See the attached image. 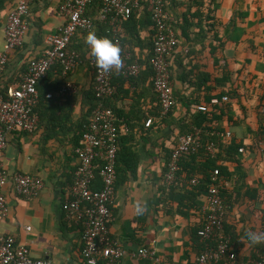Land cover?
Listing matches in <instances>:
<instances>
[{"label":"crops","instance_id":"obj_1","mask_svg":"<svg viewBox=\"0 0 264 264\" xmlns=\"http://www.w3.org/2000/svg\"><path fill=\"white\" fill-rule=\"evenodd\" d=\"M17 1L0 0V54L3 29ZM61 2L29 3L28 30L0 77V96L19 86L28 64L44 56L50 39L65 25L58 10ZM177 2L178 7L170 6L177 38L169 59L174 96L170 116L158 117L153 71L146 60L153 32L148 19L138 30L142 47L130 50L141 67L138 76L121 83L113 80L116 94L105 102L120 132L109 234L126 255L114 264H197L203 249L197 232L204 222L210 166L220 171L218 184L227 205L223 234L236 253L233 264H245L264 254V244L252 245L246 238L249 232H264V0ZM88 14L98 19L95 6L88 7ZM199 14L207 17V24L198 25ZM103 30L95 26L93 32L108 38ZM86 36L77 32L71 40L69 48L81 57L73 72L63 76L54 66L39 82L36 130L11 133L0 157L9 177L28 174L43 182L40 194L31 198L17 195L7 183L8 214L0 223V235L13 236L32 259L50 264H84L83 225L66 220L64 205L78 165L74 149L97 105ZM66 84L78 92L62 96ZM198 106L207 111H197ZM149 119L152 123L145 127ZM193 128L200 130L203 146L214 142V154L185 157L176 182L167 187L170 153L178 137ZM192 178L199 182L196 186L189 185ZM141 248L154 255L138 256Z\"/></svg>","mask_w":264,"mask_h":264},{"label":"built area","instance_id":"obj_2","mask_svg":"<svg viewBox=\"0 0 264 264\" xmlns=\"http://www.w3.org/2000/svg\"><path fill=\"white\" fill-rule=\"evenodd\" d=\"M33 0H18L9 12L4 33V47L0 54V77L4 73L11 54L23 45L28 30L26 18L29 3ZM99 4L98 23L103 26L105 35L120 48L121 66L105 72L100 69L92 56L93 92L96 107L81 137V145L74 149L78 165L73 180L66 193L65 218L69 223L83 225L81 239V257L84 264H98L101 259L114 264L123 259L126 250L113 241L109 234V224L113 220L115 196L116 162L119 130L113 111L105 106V101L116 94L113 77L124 79L138 76L140 65L133 60L132 52L123 42V23L133 16L138 17L145 9L152 23L153 39L149 65L153 71L152 89L161 109L166 116L174 106L171 86L169 59L172 57L177 38L172 28V18L163 8V0H62L58 10L66 19L60 32L49 41V48L41 59L28 64L17 88L9 89L0 96V157L11 133H33L38 125L36 107L38 104L37 86L54 66H58L63 76L74 71L81 62L78 52L69 48L77 32H93L95 23L88 16V7ZM78 92L75 85L66 84L60 91L62 96ZM227 100L226 97L223 98ZM206 112L205 106L196 107ZM152 120L145 122L149 127ZM200 130L193 128L189 133L178 137L177 145L170 153L164 183L171 187L177 180L181 161L204 149L214 154V142L203 146ZM264 143V128L261 132ZM219 170H214L207 184L206 205L203 208L204 222L197 236L204 243V251L199 254L197 264H233L236 253L232 244L223 234L227 205L218 184ZM11 182L17 195L37 197L43 189L41 179L28 174H16L9 177L0 166V223L8 214L4 188ZM99 184V188L95 185ZM199 182L192 178L189 185ZM215 245H212V243ZM148 249L141 248L138 256H153ZM0 264H50L49 261L32 259L28 248L18 243L11 235H0ZM245 264H264V254Z\"/></svg>","mask_w":264,"mask_h":264},{"label":"trees","instance_id":"obj_3","mask_svg":"<svg viewBox=\"0 0 264 264\" xmlns=\"http://www.w3.org/2000/svg\"><path fill=\"white\" fill-rule=\"evenodd\" d=\"M195 1V3L197 4V3H201V2H203V0H200V1H198V0H194ZM178 5H179V3L177 2V0H163V8H164V10L170 15V13H171V11H170V6L171 7H178ZM90 6H95L96 7V12H98L99 11V4L98 3H96V2H93ZM142 13H141V15H143V17L142 18H137L136 16H133V17H131L130 19H128L127 21H125L124 22V29H125V32H126V35H123V37H122V39H123V42L126 44L127 43V45H129V48H130V50L132 51L133 50V47L134 46H137V47H142L141 45V39H140V35H139V29H141L142 27H144L147 23H148V21H147V19L149 20V23H150V25H152V23H151V20H150V18H149V14H148V12L145 10V9H143V11H141ZM88 16H89V18L95 23V26H97V27H102L99 23H98V21L94 18V17H91L89 14H88ZM171 16V15H170ZM197 18L199 19V24L198 25H200V24H202V23H204L206 20H207V17H202V15H197ZM145 22H147L146 24H145ZM206 24H207V21H206ZM172 28H173V30L175 29V25L173 24V22H172ZM102 29V28H101ZM103 33H104V30H103ZM105 34V33H104ZM152 39H153V32H152V36H151V42H150V51H149V54H148V56L146 57V60H147V64H148V66H150L149 65V59H150V56H151V51H152ZM61 71V70H60ZM113 80L115 81V80H117V81H119V83H121V81H125V82H127V81H132V80H134L133 78H131V79H124V78H122L121 76H119V75H115L114 77H113ZM113 84H114V82H113ZM93 97H94V99H95V96H94V93H93ZM96 100V99H95ZM106 102V101H105ZM105 104V103H104ZM106 106V105H105ZM95 108V104H94V107H93V109ZM173 108H174V106H173ZM173 108L171 109V111L166 115V116H162L161 115V109H160V106H159V104H158V117L159 118H167V117H169L170 116V113L172 112V110H173ZM116 125H117V123H116ZM117 128H118V126H117ZM119 130V129H118ZM188 132V131H187ZM186 132V133H187ZM186 133H184V134H186ZM183 134V135H184ZM119 136H120V133H119ZM119 141H120V138H118V151H119ZM81 145V139H80V141H79V143H78V146H80ZM118 151H117V154H118ZM204 152H205V150L204 149H202V150H200L198 153H196V154H194V155H191V156H187L188 158L189 157H193V156H197L198 154H204ZM207 156V155H206ZM117 158H118V155H117ZM211 158V157H210ZM206 159H209V157H206ZM212 161L213 160H211V163H212ZM217 168H215V167H212L211 168V166H210V173H209V175H208V177H207V179H208V181L210 180V178H211V176L210 175H212L213 174V171L214 170H216ZM116 171L118 172V168H117V162H116ZM219 173H220V171H219ZM220 176V175H219ZM96 188H99L100 186H99V184L97 183L96 184V186H95ZM198 237V236H197ZM199 239V238H198ZM199 241H200V239H199ZM201 242V241H200ZM202 243V246H203V249H202V251H201V253L204 251V243L203 242H201ZM212 245H215V243L213 242L212 243Z\"/></svg>","mask_w":264,"mask_h":264},{"label":"clouds","instance_id":"obj_4","mask_svg":"<svg viewBox=\"0 0 264 264\" xmlns=\"http://www.w3.org/2000/svg\"><path fill=\"white\" fill-rule=\"evenodd\" d=\"M85 43L100 69L105 72L119 69L122 63L120 48L112 40L98 37L95 32H89L85 37ZM143 211V207L137 206L138 213H143ZM246 238L252 245L264 244V232H249Z\"/></svg>","mask_w":264,"mask_h":264}]
</instances>
